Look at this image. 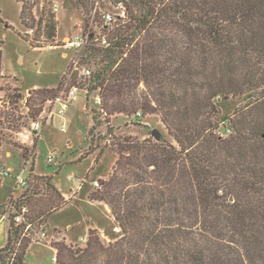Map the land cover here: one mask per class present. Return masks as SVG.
I'll return each instance as SVG.
<instances>
[{"label": "trees", "instance_id": "obj_1", "mask_svg": "<svg viewBox=\"0 0 264 264\" xmlns=\"http://www.w3.org/2000/svg\"><path fill=\"white\" fill-rule=\"evenodd\" d=\"M18 1L22 24L41 30L44 18L36 19L31 0ZM110 1L123 15L107 21L98 0H76L86 30L92 18L102 30L86 33L79 63L90 64V74L71 64L57 87L30 89L25 102L35 120L71 87L85 91L86 101L94 93L99 104L78 161L117 155L88 198L110 207L119 236L105 243L90 228L86 243L54 241L55 262L264 264V0ZM2 59L0 46V91ZM13 90L6 103L23 98L20 88ZM231 99L239 106L224 116L222 102ZM150 114L159 115L173 141L117 135L111 126L121 115ZM20 119L3 110L0 126L20 132ZM104 126L111 141L102 144L96 128ZM222 127L232 132L222 135ZM0 133L1 148L6 139ZM21 155L26 163L27 149ZM22 187L13 209L0 207L8 220L0 264H24L34 227L41 233L49 216L67 205L53 174L37 173L35 162Z\"/></svg>", "mask_w": 264, "mask_h": 264}, {"label": "rangeland", "instance_id": "obj_2", "mask_svg": "<svg viewBox=\"0 0 264 264\" xmlns=\"http://www.w3.org/2000/svg\"><path fill=\"white\" fill-rule=\"evenodd\" d=\"M67 1L69 3L65 6ZM31 4L36 19L41 16L44 18L41 30L37 29L36 22L34 28H27L22 24L20 19L22 3L18 0H0V46L3 48L2 66L5 75L4 89L0 91V113L3 110L13 111L25 125L20 132L0 126L3 138L6 139L0 148V165L12 171L11 175L1 178L0 207L19 197L23 190L19 179L28 177L34 162L37 173L53 174L56 185L66 194L75 192L70 195L64 208L55 211L47 219L43 228L48 234L47 238L41 235L40 226H35L30 234L33 241L26 253L24 264H57L53 259L56 250L50 245L54 241L63 240L73 245L81 243L80 237L88 236L90 227H95L100 232L105 243L119 236L120 227L116 224L110 207L105 203H93L94 201L88 198L89 192L99 187L94 181L108 177L117 155L113 151H107L96 163L92 158L78 161L89 144L88 134L93 123L92 108H97L99 104V98H95L94 93L90 94L86 101V92L78 90L75 100L69 103L63 114L58 113L60 106L56 101H48L44 111L35 120L29 116L25 102L30 89L57 87L71 64L73 70H77L76 65L79 67L78 70L91 68L90 64L79 63L86 47L80 50L64 47L69 37L86 34L91 28L97 33L102 32L93 18L86 30V14L76 0H31ZM56 4L60 5L59 11L54 9ZM96 5L101 13H109L112 17L123 15L121 5L116 6L110 0H98ZM24 34L45 47H33L21 36ZM14 88H20L19 94L23 98L15 104L6 103L5 95L14 92ZM69 90L60 95L65 97ZM239 103L232 99L222 102L223 115L228 116ZM37 121L41 122L43 130L38 131L34 128ZM105 126L104 129L96 128V131L102 130L100 137L102 144L108 139L111 141V137L105 132ZM111 126L116 129L117 135H133L140 139L159 135L173 141L157 114L145 117L121 115L111 119ZM221 131L225 132L223 127ZM94 134L98 140V134L96 132ZM36 135H39V138L34 148ZM23 148L27 149L29 156L26 163L21 155ZM8 152L11 154L8 155ZM52 154L54 160L49 161ZM4 218L0 212V248L7 242V223Z\"/></svg>", "mask_w": 264, "mask_h": 264}, {"label": "built area", "instance_id": "obj_3", "mask_svg": "<svg viewBox=\"0 0 264 264\" xmlns=\"http://www.w3.org/2000/svg\"><path fill=\"white\" fill-rule=\"evenodd\" d=\"M56 11H59L60 9V5L59 4H56L55 8H54ZM103 17L105 18V20L107 21H110L112 20V16L111 14L109 13H105L103 15ZM88 42V36L85 35V34H77L75 36H71L69 37V39L64 43V47L65 48H74L76 50H80L82 49ZM82 74L84 75H89L90 74V70L87 69V68H84L82 71H81ZM78 87H72L67 95L64 97V96H60L58 97L55 101L57 102V104L60 106L59 110H58V113L59 114H63L67 109H68V105L71 101L75 100L76 96H77V93H78ZM34 128L38 131H41L42 130V124L40 121H37L35 122V126ZM66 129V126L64 124L63 126V130ZM232 132V129L231 128H227L225 130V132L222 133V135H226V134H230ZM54 158V155H50L49 156V161L53 160ZM11 169L8 168V167H5V166H0V178H3V177H6V176H9L11 175ZM19 182H21V185H25L26 184V179H23V178H20L19 179ZM94 184L96 186H100L98 180H95L94 181ZM6 205V209L9 211L11 209L14 208L13 206V202L10 200V202L8 204H5ZM6 218H7V215H6ZM21 218L22 216H17L16 217V221L17 222H20L21 221ZM41 235L44 237V238H47L48 237V234L47 232L44 230L41 232ZM80 241L81 243H86L87 242V236H81L80 237ZM53 259L56 261L57 260V256H54Z\"/></svg>", "mask_w": 264, "mask_h": 264}, {"label": "crops", "instance_id": "obj_4", "mask_svg": "<svg viewBox=\"0 0 264 264\" xmlns=\"http://www.w3.org/2000/svg\"><path fill=\"white\" fill-rule=\"evenodd\" d=\"M65 54H66V53H65ZM42 130H43V128H42ZM10 154H11V152H8V155H10ZM94 158H95V157H93L92 159H94ZM54 183H55V185H56V182H55V181H54ZM56 187L62 192L63 196H64L66 199H69L70 195L73 194V193H75V192H71V194H66V193H65L62 189H60L57 185H56ZM21 193H22V191H21ZM20 195H21V194H20ZM20 195H19V196H20ZM93 203H100V204H101V203H103V202H93ZM3 217H5L4 219L6 220V223H7L6 226H7V229H8V220H7V218H6L5 215H3ZM90 228H93V227H90ZM90 228H89V229H90ZM94 228H95V227H94ZM7 234H8V231H7ZM3 246H4V245H3ZM3 246H2V247H3ZM2 247H1V248H2Z\"/></svg>", "mask_w": 264, "mask_h": 264}, {"label": "water", "instance_id": "obj_5", "mask_svg": "<svg viewBox=\"0 0 264 264\" xmlns=\"http://www.w3.org/2000/svg\"><path fill=\"white\" fill-rule=\"evenodd\" d=\"M68 3H69V2L67 1V2L65 3V6H67V5H68Z\"/></svg>", "mask_w": 264, "mask_h": 264}, {"label": "bare ground", "instance_id": "obj_6", "mask_svg": "<svg viewBox=\"0 0 264 264\" xmlns=\"http://www.w3.org/2000/svg\"><path fill=\"white\" fill-rule=\"evenodd\" d=\"M87 236V235H86Z\"/></svg>", "mask_w": 264, "mask_h": 264}]
</instances>
